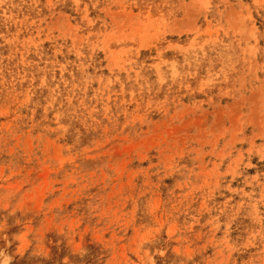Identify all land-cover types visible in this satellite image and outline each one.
I'll use <instances>...</instances> for the list:
<instances>
[{
    "label": "rangeland",
    "instance_id": "374dc122",
    "mask_svg": "<svg viewBox=\"0 0 264 264\" xmlns=\"http://www.w3.org/2000/svg\"><path fill=\"white\" fill-rule=\"evenodd\" d=\"M0 264H264V0H0Z\"/></svg>",
    "mask_w": 264,
    "mask_h": 264
}]
</instances>
